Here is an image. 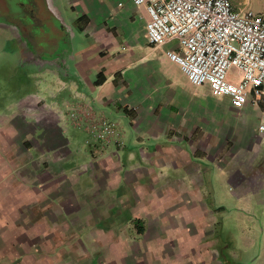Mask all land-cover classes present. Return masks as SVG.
Returning <instances> with one entry per match:
<instances>
[{
	"label": "crops",
	"instance_id": "crops-1",
	"mask_svg": "<svg viewBox=\"0 0 264 264\" xmlns=\"http://www.w3.org/2000/svg\"><path fill=\"white\" fill-rule=\"evenodd\" d=\"M47 4L41 89L0 108V264H264V102L192 85L132 0Z\"/></svg>",
	"mask_w": 264,
	"mask_h": 264
},
{
	"label": "built area",
	"instance_id": "built-area-1",
	"mask_svg": "<svg viewBox=\"0 0 264 264\" xmlns=\"http://www.w3.org/2000/svg\"><path fill=\"white\" fill-rule=\"evenodd\" d=\"M132 1L146 11L150 45L175 41L176 49H168L166 56L192 85H208L211 95L228 97L236 108L246 103L250 91L264 102L263 14L235 9L230 0ZM257 131L264 135V117ZM90 133L107 142L116 127L100 118Z\"/></svg>",
	"mask_w": 264,
	"mask_h": 264
},
{
	"label": "rangeland",
	"instance_id": "rangeland-1",
	"mask_svg": "<svg viewBox=\"0 0 264 264\" xmlns=\"http://www.w3.org/2000/svg\"><path fill=\"white\" fill-rule=\"evenodd\" d=\"M59 4L61 11H63L62 2ZM62 15L66 23L67 13L65 15L62 12ZM4 18L3 14L0 13V22H2V25H0V108L9 105L11 102H15L22 94L33 90L36 91L41 87H38L37 83H35L34 75L30 73L31 65L27 62V55H30V53L35 55V47L41 48V45L46 42L50 44H53L52 42L55 43V40L51 37L52 31L48 30L52 29L54 24H57L55 22L57 20L52 24L48 18L41 19L39 21L40 26L44 28L45 34H39L35 40V37H33L35 35L31 36L32 34L28 33L21 39L16 28L17 26H15L16 24L7 23L6 25L4 24ZM58 40H60L59 37ZM23 41L28 45H24ZM56 51L57 47L55 45L51 52L52 56H54Z\"/></svg>",
	"mask_w": 264,
	"mask_h": 264
},
{
	"label": "flooded vegetation",
	"instance_id": "flooded-vegetation-1",
	"mask_svg": "<svg viewBox=\"0 0 264 264\" xmlns=\"http://www.w3.org/2000/svg\"><path fill=\"white\" fill-rule=\"evenodd\" d=\"M0 11L3 17H5L4 24H16L15 26H17L16 28L18 29L21 39L28 33H31V36L35 35L33 36L35 40L39 34H45L44 28L40 26L41 24L39 21H41V19L44 20L48 18L52 24L55 22L57 23L52 26V29L48 30L52 31L51 37L55 40V43L52 42L53 44H50L46 42L41 45V48L35 47V60H47L48 48H54V44H56L58 37L60 38L62 34L61 26L55 21L57 20L56 17L49 11L47 0H0ZM0 25H2V22H0ZM32 31H34V34ZM23 43L24 45H28L25 41H23ZM30 55L33 56L34 54L30 53Z\"/></svg>",
	"mask_w": 264,
	"mask_h": 264
}]
</instances>
